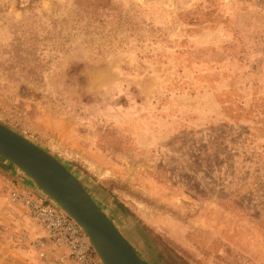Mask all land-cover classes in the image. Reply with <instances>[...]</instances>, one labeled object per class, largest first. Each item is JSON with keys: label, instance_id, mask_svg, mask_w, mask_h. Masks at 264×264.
<instances>
[{"label": "rangeland", "instance_id": "374dc122", "mask_svg": "<svg viewBox=\"0 0 264 264\" xmlns=\"http://www.w3.org/2000/svg\"><path fill=\"white\" fill-rule=\"evenodd\" d=\"M0 124L144 264H264V0H0ZM13 190L53 202L0 157V264H57Z\"/></svg>", "mask_w": 264, "mask_h": 264}, {"label": "water", "instance_id": "95a60500", "mask_svg": "<svg viewBox=\"0 0 264 264\" xmlns=\"http://www.w3.org/2000/svg\"><path fill=\"white\" fill-rule=\"evenodd\" d=\"M0 157L76 221L103 264H144L76 176L52 154L0 124Z\"/></svg>", "mask_w": 264, "mask_h": 264}, {"label": "built area", "instance_id": "2783aa9c", "mask_svg": "<svg viewBox=\"0 0 264 264\" xmlns=\"http://www.w3.org/2000/svg\"><path fill=\"white\" fill-rule=\"evenodd\" d=\"M12 202L26 206L31 218L41 226L45 241H34L33 247L44 263L57 264H99L95 251L85 231L54 202L32 198L24 192L11 191ZM42 242H51L55 248L65 251V255L53 256L54 250H45Z\"/></svg>", "mask_w": 264, "mask_h": 264}, {"label": "crops", "instance_id": "0c3cea01", "mask_svg": "<svg viewBox=\"0 0 264 264\" xmlns=\"http://www.w3.org/2000/svg\"><path fill=\"white\" fill-rule=\"evenodd\" d=\"M24 181V180H23ZM25 182V181H24ZM26 183L30 186V182L29 181H26Z\"/></svg>", "mask_w": 264, "mask_h": 264}]
</instances>
